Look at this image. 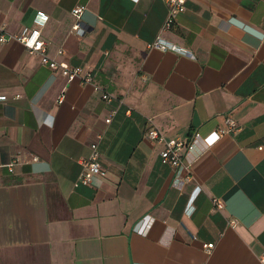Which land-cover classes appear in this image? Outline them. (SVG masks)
I'll list each match as a JSON object with an SVG mask.
<instances>
[{
  "label": "crops",
  "instance_id": "crops-1",
  "mask_svg": "<svg viewBox=\"0 0 264 264\" xmlns=\"http://www.w3.org/2000/svg\"><path fill=\"white\" fill-rule=\"evenodd\" d=\"M183 6L162 31L164 0H0L5 32L41 12L47 54L111 96L0 42V264H264V0ZM158 35L177 49L148 48ZM225 115L236 129L195 144L180 168L143 136L148 118L183 140ZM92 142L100 171L84 186Z\"/></svg>",
  "mask_w": 264,
  "mask_h": 264
},
{
  "label": "built area",
  "instance_id": "built-area-1",
  "mask_svg": "<svg viewBox=\"0 0 264 264\" xmlns=\"http://www.w3.org/2000/svg\"><path fill=\"white\" fill-rule=\"evenodd\" d=\"M185 0H164L167 8L165 19L161 25V30H167L173 24L177 14L183 11ZM84 6L77 5L70 9V15L73 18L72 33L81 36L84 32L79 23V16L83 11ZM46 16L41 12H36L33 18V26L24 27L18 34H9L4 30V24L0 23V42L8 39H14L18 41L26 50L27 53L37 56L39 63L46 66L50 70L58 71L66 82L76 80L80 84L91 85L93 91L99 93L100 99L109 103L111 96H109L103 89L97 84L92 83L91 75L88 71H84L78 67H70L64 62H59L50 57L46 52L44 41L40 38L39 27L44 23ZM148 48H155L161 51L164 50H176V46L164 40L160 35L156 36L150 43L147 44ZM57 53H61L58 49ZM19 95L15 94L12 98H18ZM7 98L0 95V102L5 101ZM60 99V98H58ZM115 113L114 110L109 111L108 117L105 122L110 120V117ZM222 124L217 128L211 130L204 136L194 132L189 139H169L165 140L160 131L153 125L151 119H147L148 125L144 129L143 136L149 140L161 144V150L159 151V161L162 164H166L172 168L182 167V156L190 150L195 144L200 143L202 150L208 148L214 144L222 135L232 132L236 129V123L230 115L222 117ZM89 154L87 157L80 161L81 170L77 177V182L84 186H91L95 179V176L100 171V164L98 162V153L96 150L95 142H92L89 146ZM35 159V158H33ZM16 158H11L6 164V169L11 171L12 166L16 163ZM212 210L218 211L223 208V202L220 198H211ZM191 203V201L189 202ZM188 205H191L189 204ZM188 212H191V206H188ZM232 225V222H229ZM205 250L212 248V243H206L202 245ZM264 259V254L261 260Z\"/></svg>",
  "mask_w": 264,
  "mask_h": 264
}]
</instances>
